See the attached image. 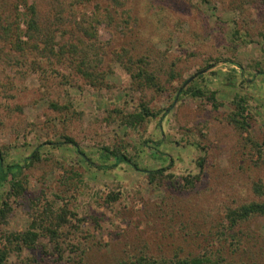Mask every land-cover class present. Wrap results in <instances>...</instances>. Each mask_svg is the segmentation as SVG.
Wrapping results in <instances>:
<instances>
[{"label":"rangeland","instance_id":"1","mask_svg":"<svg viewBox=\"0 0 264 264\" xmlns=\"http://www.w3.org/2000/svg\"><path fill=\"white\" fill-rule=\"evenodd\" d=\"M28 1L54 44H77L72 57L95 59L106 73L96 90L68 63L54 58L42 73L17 65L18 53L0 52V155L4 166H21L27 187L24 198L11 199L0 234L27 229L30 200H39L85 218L78 231L87 236L80 237L87 264L176 253L264 264V216L233 229L226 218L242 204L264 202V0ZM83 26L91 27L95 49L86 46ZM121 49L146 57L164 91L136 90L115 59ZM203 70L186 86L202 94L181 95L185 87L176 98ZM142 104L157 115L130 124ZM238 105L243 131L231 122ZM116 156L131 163L113 166ZM161 168L173 177L150 183L143 170ZM197 174L189 188L183 178ZM9 190L0 180V198ZM45 242L5 264L78 259L65 251L60 261Z\"/></svg>","mask_w":264,"mask_h":264},{"label":"trees","instance_id":"2","mask_svg":"<svg viewBox=\"0 0 264 264\" xmlns=\"http://www.w3.org/2000/svg\"><path fill=\"white\" fill-rule=\"evenodd\" d=\"M203 1V0H202ZM38 14L34 4H30L28 0H0V52L4 50L7 52L6 58L10 59L9 55L18 53L19 58H16L17 65L24 66L27 64L31 71L47 73L52 69V63L55 61L61 63H68L76 75L80 76L91 88L100 90L104 85L105 71L100 68L99 63L95 59H90L87 56L81 58L72 57L70 52L75 53L77 44L60 45L54 44L56 38L54 33L44 32L38 21ZM82 37H87L84 41L86 46L95 49L93 42L94 34L90 26H83ZM25 37L26 40L22 38ZM81 43L78 41V44ZM58 48L57 51L55 49ZM70 51V52H69ZM69 54L71 56H69ZM10 57V58H9ZM32 58V60H30ZM115 59L120 62L124 70L129 74L132 86L136 90L142 88H152L157 93L164 91L163 85L158 81L156 67H152L151 63L146 57H139L133 59L130 52L126 49H121V52H116ZM8 61V60H7ZM45 64V68L41 65ZM198 77V76H197ZM200 77V76H199ZM2 89H5L3 86ZM190 91V86L186 87L181 95H187ZM193 96L202 94L199 90L191 92ZM208 100H214V93L211 92ZM214 108L216 107L213 102ZM55 107V105H52ZM139 113L133 114L130 124H137L147 118H152L157 113L151 112L146 105L142 104ZM67 110V108H64ZM244 109L241 105L237 106V111L231 116V122L234 126L243 131L246 126L245 118L242 113ZM240 119V120H238ZM64 144L78 147L77 144L69 137L64 138ZM79 153L78 149H75ZM105 153L110 151L104 148ZM114 155V152L110 153ZM102 156L106 157V154ZM37 160L36 155H32L30 160ZM116 162L113 166L119 163L129 164L131 161L126 156H116ZM201 166V164L199 165ZM111 166H107L109 168ZM134 170H137V165L132 164ZM147 178L151 183L154 179L164 177L165 179L172 178V174H165L166 169H158L146 171ZM9 180H7V178ZM186 185L191 188L194 181L199 180V176H186L183 178ZM0 180L7 181L10 185V190L6 198H0V225L5 224L9 214L11 213V199L24 198L26 192V185L23 179L21 166H8L3 163V158L0 155ZM256 192H260L256 188ZM111 199V196H108ZM113 199V196H112ZM30 215L31 223L29 227L20 232H5L0 234V264H5L11 255L17 257L21 256L24 251H34L41 244V239L46 240L47 245L43 248L50 247L53 254H56L60 261H63L65 251L74 254L79 252L78 259L70 258L66 264H87L84 258V251L82 249L81 239H86L79 232V226L85 221L84 217H78L77 214L70 211L67 207L53 208L52 205L46 204L39 206V200H30ZM253 216H264V202L252 201L242 204L235 209L229 210L227 213V220L229 221V228L233 229L237 224L243 223ZM86 234V233H85ZM81 237V239H80ZM218 256L199 254L181 256L174 254L170 257L156 258L149 255L129 256L126 260L117 262L116 264H223V260H217ZM29 261V260H28ZM27 261V262H28ZM31 262V261H30Z\"/></svg>","mask_w":264,"mask_h":264},{"label":"water","instance_id":"3","mask_svg":"<svg viewBox=\"0 0 264 264\" xmlns=\"http://www.w3.org/2000/svg\"><path fill=\"white\" fill-rule=\"evenodd\" d=\"M205 71L203 70V71H199V72H197V73H195L194 75H192L190 78H188L185 82H184V84L182 85V87L178 90V93H177V95H176V98L178 97V95L181 93V91L193 80V79H195L197 76H199V75H201V74H203Z\"/></svg>","mask_w":264,"mask_h":264}]
</instances>
